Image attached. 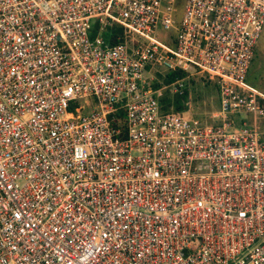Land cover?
<instances>
[{"label":"built area","instance_id":"obj_1","mask_svg":"<svg viewBox=\"0 0 264 264\" xmlns=\"http://www.w3.org/2000/svg\"><path fill=\"white\" fill-rule=\"evenodd\" d=\"M263 24L264 0H0V264H264Z\"/></svg>","mask_w":264,"mask_h":264},{"label":"rangeland","instance_id":"obj_2","mask_svg":"<svg viewBox=\"0 0 264 264\" xmlns=\"http://www.w3.org/2000/svg\"><path fill=\"white\" fill-rule=\"evenodd\" d=\"M182 14V1H177L175 4L174 18L178 22ZM173 33L171 31L163 32V40H166L167 35ZM246 83L256 88L264 89V24L257 38L253 59L250 63ZM190 102L193 106V111L199 117L203 112L206 115L209 111L214 110V105L217 99V92L212 84H203L194 82L186 88ZM168 92H165L167 94ZM169 96H172L168 93ZM204 118V117H203ZM202 118V119H203Z\"/></svg>","mask_w":264,"mask_h":264},{"label":"trees","instance_id":"obj_3","mask_svg":"<svg viewBox=\"0 0 264 264\" xmlns=\"http://www.w3.org/2000/svg\"><path fill=\"white\" fill-rule=\"evenodd\" d=\"M113 31H118V28H114ZM248 73V72H247ZM181 72H166L164 75H158L160 78L159 82H156L153 85V88L161 87L174 79V77L180 76ZM247 77V75H246ZM193 83V81H191ZM166 90L161 91V93L157 96L158 103L162 110H167L169 108H173L175 110L182 109L184 107V101L186 98V92L182 95H172L169 96Z\"/></svg>","mask_w":264,"mask_h":264}]
</instances>
